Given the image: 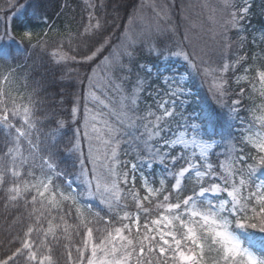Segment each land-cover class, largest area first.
<instances>
[{
  "label": "snow or ice",
  "instance_id": "snow-or-ice-1",
  "mask_svg": "<svg viewBox=\"0 0 264 264\" xmlns=\"http://www.w3.org/2000/svg\"><path fill=\"white\" fill-rule=\"evenodd\" d=\"M5 3L0 264H264L251 0L183 32L176 0H79L61 29L43 0Z\"/></svg>",
  "mask_w": 264,
  "mask_h": 264
},
{
  "label": "trees",
  "instance_id": "trees-1",
  "mask_svg": "<svg viewBox=\"0 0 264 264\" xmlns=\"http://www.w3.org/2000/svg\"><path fill=\"white\" fill-rule=\"evenodd\" d=\"M43 2L48 6L49 14L53 17L56 15L57 12L61 11L62 5L64 4L65 0H43ZM79 2V0H67V3L69 4L68 8L63 9L64 15L62 17H59V19L62 20L61 25L63 27L65 20L70 18L74 11L76 10V5ZM259 2V10L255 14V18L252 19V21L256 22L259 25L264 26V20H263V11H264V0H256L253 4L256 6ZM176 5L173 9V18L175 21H182L184 24V21L181 19L182 15H190L191 17L195 18L193 15V7L195 6L194 2L189 0H176ZM6 7L5 0H0V8ZM78 11V10H77ZM2 15V13H0ZM75 24L72 25L73 28H75ZM54 35V34H53ZM245 37H247L249 41V35L247 33L243 34ZM233 39L238 40L237 37H233ZM250 42V41H249ZM23 73V72H21ZM22 82V81H21ZM130 157H124V159H129ZM95 203V201H93Z\"/></svg>",
  "mask_w": 264,
  "mask_h": 264
},
{
  "label": "rangeland",
  "instance_id": "rangeland-1",
  "mask_svg": "<svg viewBox=\"0 0 264 264\" xmlns=\"http://www.w3.org/2000/svg\"><path fill=\"white\" fill-rule=\"evenodd\" d=\"M189 1H191V0H189ZM195 1H197V6H196V8H195V15L197 16V15H198V12H197L196 10H198L199 8L201 9V5L208 4L209 2H211V1H213V0H195ZM214 1H215V0H214ZM216 1H218L217 4L222 3V0H216ZM251 1H252V0H251ZM169 2H171V0H169ZM192 12H194V11H192ZM179 23H180V26H181V32H183V30H184V24H183L182 21H180ZM257 36H258V35H257ZM260 36H261V35H259L258 40L260 39Z\"/></svg>",
  "mask_w": 264,
  "mask_h": 264
}]
</instances>
